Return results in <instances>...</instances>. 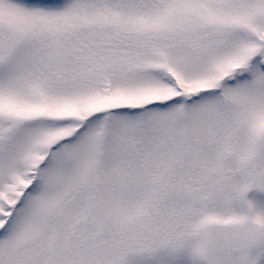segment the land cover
<instances>
[{
	"label": "rangeland",
	"instance_id": "rangeland-1",
	"mask_svg": "<svg viewBox=\"0 0 264 264\" xmlns=\"http://www.w3.org/2000/svg\"><path fill=\"white\" fill-rule=\"evenodd\" d=\"M263 42L264 0H0V264H264Z\"/></svg>",
	"mask_w": 264,
	"mask_h": 264
},
{
	"label": "water",
	"instance_id": "water-1",
	"mask_svg": "<svg viewBox=\"0 0 264 264\" xmlns=\"http://www.w3.org/2000/svg\"><path fill=\"white\" fill-rule=\"evenodd\" d=\"M264 43V42H263ZM263 46V45H262ZM264 47V46H263ZM261 64H262V67L264 68V58L262 59V61H261ZM249 222L247 221V223L246 224H248Z\"/></svg>",
	"mask_w": 264,
	"mask_h": 264
},
{
	"label": "flooded vegetation",
	"instance_id": "flooded-vegetation-1",
	"mask_svg": "<svg viewBox=\"0 0 264 264\" xmlns=\"http://www.w3.org/2000/svg\"><path fill=\"white\" fill-rule=\"evenodd\" d=\"M257 239V232L255 231V240Z\"/></svg>",
	"mask_w": 264,
	"mask_h": 264
}]
</instances>
